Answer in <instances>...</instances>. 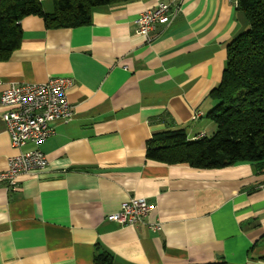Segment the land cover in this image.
<instances>
[{
    "label": "crops",
    "instance_id": "obj_1",
    "mask_svg": "<svg viewBox=\"0 0 264 264\" xmlns=\"http://www.w3.org/2000/svg\"><path fill=\"white\" fill-rule=\"evenodd\" d=\"M161 1L179 11L147 42L137 19ZM248 24L232 0H126L95 7L76 27L24 17L19 47L0 61V98L13 84L68 76L72 116L52 121L53 135L38 145L43 170L20 175L14 188L0 182V264H94L98 250L111 264H264V168L147 158L148 143L166 131L189 139L214 131L210 92L228 43ZM2 114L0 105V171L20 151ZM133 196L154 206L142 222L108 218ZM154 222L160 230L148 227Z\"/></svg>",
    "mask_w": 264,
    "mask_h": 264
},
{
    "label": "trees",
    "instance_id": "obj_2",
    "mask_svg": "<svg viewBox=\"0 0 264 264\" xmlns=\"http://www.w3.org/2000/svg\"><path fill=\"white\" fill-rule=\"evenodd\" d=\"M126 0H53L46 12L41 0H0V61L8 60L23 35L20 21L43 18L48 28L76 27L91 22L92 10ZM247 29L227 45V62L219 84L210 92L216 100L207 117L211 135L189 139L182 129L166 131L148 143L147 158L196 168H223L238 162L264 168V0H238ZM108 251L98 250L94 264H111ZM205 264H228L217 261Z\"/></svg>",
    "mask_w": 264,
    "mask_h": 264
},
{
    "label": "built area",
    "instance_id": "obj_3",
    "mask_svg": "<svg viewBox=\"0 0 264 264\" xmlns=\"http://www.w3.org/2000/svg\"><path fill=\"white\" fill-rule=\"evenodd\" d=\"M232 2L237 7L238 0ZM179 8L178 5L173 7L171 3L161 1L154 8L144 10L137 19V32L147 42H152V32L157 25L172 22ZM71 83L68 76H54L45 82L13 84L3 90L0 98L2 117L12 147L20 151L8 158L7 169L0 171V182L14 188L20 175L37 173L47 166L48 157L38 145L53 135L54 129L50 124L52 121L68 120L72 116V106L67 98ZM28 143L35 146L23 150ZM153 208L145 197L133 196L124 201L118 211L109 214L108 218L122 226H135ZM148 227L158 231L162 226L160 222H154L148 224Z\"/></svg>",
    "mask_w": 264,
    "mask_h": 264
},
{
    "label": "rangeland",
    "instance_id": "obj_4",
    "mask_svg": "<svg viewBox=\"0 0 264 264\" xmlns=\"http://www.w3.org/2000/svg\"><path fill=\"white\" fill-rule=\"evenodd\" d=\"M213 126H214V128H215V124H214V123H213ZM208 135L210 136V135H211V133H209Z\"/></svg>",
    "mask_w": 264,
    "mask_h": 264
}]
</instances>
